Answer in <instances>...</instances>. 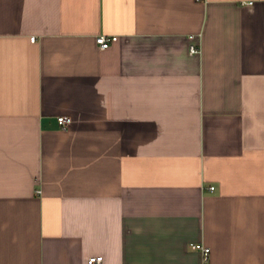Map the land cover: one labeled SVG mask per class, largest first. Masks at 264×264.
I'll use <instances>...</instances> for the list:
<instances>
[{"label": "crops", "instance_id": "crops-1", "mask_svg": "<svg viewBox=\"0 0 264 264\" xmlns=\"http://www.w3.org/2000/svg\"><path fill=\"white\" fill-rule=\"evenodd\" d=\"M192 241L264 264V0H0V264Z\"/></svg>", "mask_w": 264, "mask_h": 264}, {"label": "built area", "instance_id": "built-area-1", "mask_svg": "<svg viewBox=\"0 0 264 264\" xmlns=\"http://www.w3.org/2000/svg\"><path fill=\"white\" fill-rule=\"evenodd\" d=\"M117 38H118V36L114 35V34L113 35L99 34V35H97L96 40H97V42L101 48H107ZM32 39L34 40L35 36H33ZM190 50L192 52H198V51H200V46H198L196 44H191ZM58 120L63 125V127H67L70 124V122L72 121V117L68 116V115H60V116H58ZM211 188L213 189L214 185H212ZM190 247H192L193 249H197V250L201 251L203 259L199 264H208V258H209V254L211 251V247L209 245H206L202 242L192 241L190 243ZM102 260H103V255H101V254L91 255L88 258V263L89 264H97V263L102 262Z\"/></svg>", "mask_w": 264, "mask_h": 264}]
</instances>
